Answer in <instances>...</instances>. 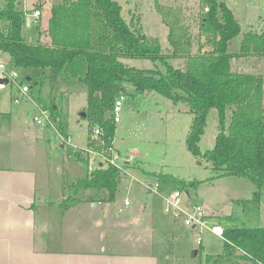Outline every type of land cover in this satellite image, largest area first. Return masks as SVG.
<instances>
[{
	"label": "rangeland",
	"instance_id": "obj_1",
	"mask_svg": "<svg viewBox=\"0 0 264 264\" xmlns=\"http://www.w3.org/2000/svg\"><path fill=\"white\" fill-rule=\"evenodd\" d=\"M62 0H17V6L25 15L23 35L28 42L45 41L48 33L51 7ZM123 7L122 15L128 23L141 24L143 37L160 40L163 53L169 52V28L163 18L176 22V27L191 29L193 45L191 53L202 51L200 22L204 12L202 0H117ZM232 8L235 17L241 24V32L233 38L228 46L230 53L240 51L244 34L248 31L260 32L264 28V0H224ZM19 2V4H18ZM7 0H0V11L6 6ZM40 7L43 15L36 19L32 17L35 8ZM44 12H43V7ZM205 11H207L205 7ZM30 18L28 24L27 18ZM9 22L0 17V29H6ZM181 32V30H179ZM206 51L212 49V41L205 40ZM253 57V56H247ZM235 58V57H234ZM232 59L233 71L260 74L264 77V63L240 64ZM121 61L127 66L144 70L165 71L162 61L142 58H123ZM168 62L180 69H187V59H169ZM0 63H11V57L0 51ZM23 82L31 86L30 97L21 96L16 103L14 94L16 88H0V110L18 111L11 120L9 117L0 118V127L16 125L26 129L29 139L28 126L31 128L29 145L21 148L17 143L9 144L10 162L23 165L20 162L25 156L27 165L38 176L49 179V187L38 190L36 202L39 204L48 196L50 203H55L65 192H74V184L78 177L87 173L84 163L77 171H70L69 152L72 147H85L94 122L87 116L88 90L82 84L64 86L51 92L50 82L45 74L39 71L18 69ZM38 75L39 83H32L25 78L26 74ZM124 100L121 105V121L116 123V134L113 140L118 152V160L125 164L128 174L120 172L119 184L113 206L115 210H123L126 201L136 203L149 199L146 187L139 180L151 184L160 182V192L168 193L175 190L182 192L183 204L190 206L200 204L206 211L207 223L220 225L223 229L236 227L264 226V192L259 205L253 200V193L257 187L247 178L222 175L215 169V165L204 157L193 155L186 143L190 131L193 114L186 102L174 103L170 98L152 90L136 92L132 83L124 84ZM54 102V103H53ZM264 102V94H263ZM37 105L46 106L53 115L55 127L38 126L34 121ZM55 105V112L51 106ZM232 110L227 113L228 120ZM83 113H86L84 115ZM26 121H29L27 125ZM18 129V131L21 130ZM69 135L71 145H63L58 130ZM219 132V112L216 108L210 110L205 133L200 141L202 152L214 147ZM23 138V137H22ZM20 139V138H19ZM16 139L17 141L19 140ZM19 142V141H18ZM79 162L77 160H74ZM30 164V165H29ZM107 167V166H106ZM169 174L185 183L197 181V186L184 188L175 181L159 179L158 174ZM81 198L94 197L97 194L88 190L80 192ZM156 210L159 218L164 222L163 240L168 241L161 252L160 264H252L241 257L240 251L226 252L223 236L213 234L210 230L202 233V246L196 243L197 231L187 226L180 218L164 212L165 202L154 195ZM62 199L59 200V203ZM42 213V212H41ZM41 213L40 217L41 218ZM39 237V236H38ZM50 247H56L53 236L50 237ZM199 253L195 255V252Z\"/></svg>",
	"mask_w": 264,
	"mask_h": 264
},
{
	"label": "trees",
	"instance_id": "obj_2",
	"mask_svg": "<svg viewBox=\"0 0 264 264\" xmlns=\"http://www.w3.org/2000/svg\"><path fill=\"white\" fill-rule=\"evenodd\" d=\"M202 2L201 35L212 41V49L204 52L191 53L190 30L178 28L176 22L164 17L170 27V49L163 53L159 38L143 37L127 22L117 0H63L54 4L49 43L26 41L25 15L18 9L17 0H7L0 11V17L9 22L6 29H0V51L11 57L10 65L16 69L47 73L52 93L60 87L84 85L88 90L87 116L103 129L109 143L116 134L112 109L117 94L125 90L124 83H132L139 93L155 90L174 103L186 102L193 114L186 138L189 151L212 162L222 175L250 180L257 187L253 200L259 205L264 192V77L233 71L231 64L234 57L264 56V28L246 32L240 51L230 53L229 43L240 34L241 24L224 0ZM174 57L186 58L187 69L172 66L168 60ZM123 58L162 61L166 70L127 66ZM26 75L32 85L39 83L38 75ZM55 108L52 105L51 111ZM213 108L219 112V132L214 147L202 152L200 141ZM69 158L87 164L81 151H70ZM119 176L114 166L87 171L75 182L74 192L62 201V209L80 201V192L89 189L101 201H114ZM158 178L171 179L186 189L198 185L197 181L185 183L169 174L160 173ZM223 237L226 252L240 251L252 264H264V226L226 228Z\"/></svg>",
	"mask_w": 264,
	"mask_h": 264
},
{
	"label": "crops",
	"instance_id": "obj_3",
	"mask_svg": "<svg viewBox=\"0 0 264 264\" xmlns=\"http://www.w3.org/2000/svg\"><path fill=\"white\" fill-rule=\"evenodd\" d=\"M130 24L142 30L140 22L135 25L130 21ZM168 28L170 31L169 25ZM200 38V49L204 52L206 37L200 35ZM44 39L42 42H50L48 33ZM234 59L241 65L264 63V56ZM16 113L0 110V118L12 120ZM19 128L16 125L0 127V264H160L161 252L166 251L168 241L163 240L165 224L157 213L154 195L148 193V200L125 204L119 211L112 201L98 198L94 201L81 198L62 209V201L70 195L65 192L55 203H50L47 196L44 201L40 198L38 204V190H46L49 179L38 176L28 167L26 156L20 160L26 161L23 165L10 162L7 150L10 143L13 146L18 143L21 148L29 145L30 150L33 145L31 128L28 126V141L26 129L22 133ZM69 167L72 172L81 165L73 160ZM51 235L56 241L54 248L49 245ZM198 253L199 250L195 255Z\"/></svg>",
	"mask_w": 264,
	"mask_h": 264
},
{
	"label": "built area",
	"instance_id": "obj_4",
	"mask_svg": "<svg viewBox=\"0 0 264 264\" xmlns=\"http://www.w3.org/2000/svg\"><path fill=\"white\" fill-rule=\"evenodd\" d=\"M42 14V9L37 7L34 9L32 17L39 19ZM25 78L30 81L27 76ZM8 87L16 88L17 93L14 94L16 103L20 102L21 96L25 95L30 97L31 86L23 82L18 69L8 63H0V88L7 89ZM123 100V95L118 96L112 109V118L115 123L121 121L120 112ZM33 121L38 126L55 127V119L46 106L37 105V113L34 115ZM58 136L63 145L72 146V140L69 135L58 130ZM72 150L81 151L86 155V167L89 173L94 172L101 166H114L121 172L128 174L125 164L118 160L119 155L115 149L114 142L109 143L107 141L103 129L99 126L93 127L85 147L73 145ZM139 182L146 187L149 194L158 195L163 199L165 202V213H170L174 217L182 219L187 226L197 231L196 243L199 246H202V233L206 229L215 235L223 236L224 229L220 225H210L207 223L208 215L202 205L195 203L190 206H185L183 204L182 192L180 190L162 193L160 192L161 184L159 181L155 184L142 180H139ZM126 204H129V202L126 201Z\"/></svg>",
	"mask_w": 264,
	"mask_h": 264
},
{
	"label": "water",
	"instance_id": "obj_5",
	"mask_svg": "<svg viewBox=\"0 0 264 264\" xmlns=\"http://www.w3.org/2000/svg\"><path fill=\"white\" fill-rule=\"evenodd\" d=\"M27 21H28V24H30V18L29 17L27 18ZM147 92H149V91H147ZM83 114L86 115V113H83Z\"/></svg>",
	"mask_w": 264,
	"mask_h": 264
},
{
	"label": "bare ground",
	"instance_id": "obj_6",
	"mask_svg": "<svg viewBox=\"0 0 264 264\" xmlns=\"http://www.w3.org/2000/svg\"><path fill=\"white\" fill-rule=\"evenodd\" d=\"M117 98H118V97H117ZM117 98H116V99H117ZM101 167H106V166H101ZM107 167H109V166H107ZM119 172H121V171L119 170Z\"/></svg>",
	"mask_w": 264,
	"mask_h": 264
}]
</instances>
